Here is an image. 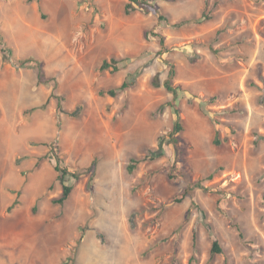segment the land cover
<instances>
[{"label":"rangeland","instance_id":"rangeland-1","mask_svg":"<svg viewBox=\"0 0 264 264\" xmlns=\"http://www.w3.org/2000/svg\"><path fill=\"white\" fill-rule=\"evenodd\" d=\"M147 1L168 20L129 0H0V264H264V0ZM166 61L176 101L151 84ZM57 158L80 174L63 206Z\"/></svg>","mask_w":264,"mask_h":264},{"label":"trees","instance_id":"trees-1","mask_svg":"<svg viewBox=\"0 0 264 264\" xmlns=\"http://www.w3.org/2000/svg\"><path fill=\"white\" fill-rule=\"evenodd\" d=\"M28 1L29 2H34V1L39 2L40 0H28ZM215 6H217V5L215 4ZM137 11L144 13V14L159 15V20H161V21H165V20L167 21L168 20L167 17H165L164 15H160L158 5H154L147 0H129V2L126 3V5H125V14L131 15L132 13L137 12ZM201 18L194 17L192 19H184L181 22L175 24V27H183V26H188L189 24L199 23L200 20H211L213 18V16H212V14L207 13V9L205 8L202 12ZM220 33H221V30L217 32V36L214 38V40L212 42H209L208 44H206V46H208L209 48L212 49L213 44H214V42H217L218 36L220 35ZM153 36L159 39L161 54L170 52V49L167 47L165 39L163 36H161L160 34H157V33H154ZM1 51H2V53H5V50L3 48L1 49ZM166 62L168 65H170V70L168 73V79L163 84H161V82L158 80V78L155 77V78H153L151 84L154 88H160L163 85L168 92L173 94L174 100L176 101L178 98V89L173 87L172 82L177 76V71H176L175 66L170 61H166ZM118 63H119V61L114 57L111 58L110 60H104L103 63L101 64L99 70L101 72L111 70L112 73H116L120 70L118 67ZM37 76H38L39 83L47 84L49 82V80L45 78L44 72L40 69L38 70ZM134 85H135V79L125 80L119 87L111 88L108 90L101 89L99 91V95L102 97L109 96L111 98H116L121 93L126 92L127 90L131 89ZM53 96L54 95H51L47 99L46 103L41 107V109L46 108L50 99ZM170 105L176 109V113L179 116V109H178L177 105L175 103H171ZM36 110H37V108H31V109L25 111V113L34 112ZM73 116L78 117L79 112L73 113ZM182 130H183V127H182L181 119L179 118L176 125H175V132L179 133ZM172 142L174 143L175 148H176L178 145V140L174 139ZM213 142L216 146H221V144L223 143L220 139H217V138H215ZM157 157H158V155L153 154L152 157L147 156V157H145V159L148 158L149 160H155ZM57 159L58 160H57V164L55 166V170L58 173L57 179H58V181L61 182L63 191H62V195L59 198L53 200V203L60 205V206H63L66 203V201L70 198V196L73 192V187L71 185H67L65 183L66 177L68 175H71L72 178L79 180L80 174L79 173H71L67 169L62 168L60 166V163H59V158H57ZM138 163H139V161L131 159V161L129 162L128 167H127V170L130 174L134 173L135 169L137 168ZM170 179H173V178L170 176ZM190 190H191L190 188H187L184 191L183 196L184 197L187 196V194L190 192ZM175 202H177V203L182 202V198H176ZM17 204H18V201L16 200L8 208V212H11ZM200 212H201L203 219L206 222V224H205L206 228H207L208 232L211 233V236L213 238V245H212L211 252H210L211 257L224 254V249L221 246V242H220V238H219L218 234L215 232L213 226L207 221L206 211L203 209H200ZM236 228H238V227H236ZM192 240H193L192 241L193 251L197 253L199 250V246H198L199 243H198V233L196 231L193 232Z\"/></svg>","mask_w":264,"mask_h":264},{"label":"crops","instance_id":"crops-1","mask_svg":"<svg viewBox=\"0 0 264 264\" xmlns=\"http://www.w3.org/2000/svg\"><path fill=\"white\" fill-rule=\"evenodd\" d=\"M1 51V50H0Z\"/></svg>","mask_w":264,"mask_h":264}]
</instances>
